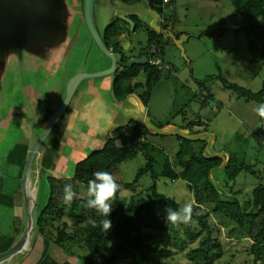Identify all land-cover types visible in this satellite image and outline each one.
<instances>
[{
  "label": "water",
  "instance_id": "95a60500",
  "mask_svg": "<svg viewBox=\"0 0 264 264\" xmlns=\"http://www.w3.org/2000/svg\"><path fill=\"white\" fill-rule=\"evenodd\" d=\"M134 16L160 33H170L186 56L184 42L190 36L179 38L172 30L164 29L162 13L149 0L134 4L125 0H0V191L10 154L26 139L25 125L18 117L20 104L25 105L30 118L22 185L26 225L18 241L0 252V264H23L39 243L45 250L41 264H91L68 253L40 226L44 161L52 135L66 114L69 119L63 127L58 155L47 169L50 191V178L74 179L79 165L115 140L116 131L137 122L146 125L153 135L206 142L204 157L223 160L211 170L210 180L221 194L228 193L216 174L228 176L233 156L230 151L216 149V133H197L177 124L160 127L137 92L119 99L116 83L120 66L131 68L143 61L132 58L124 62L121 53L110 49L107 30L122 20L135 31ZM32 93L47 98L62 93L45 124L32 106ZM51 198L50 193L48 202Z\"/></svg>",
  "mask_w": 264,
  "mask_h": 264
},
{
  "label": "rangeland",
  "instance_id": "374dc122",
  "mask_svg": "<svg viewBox=\"0 0 264 264\" xmlns=\"http://www.w3.org/2000/svg\"><path fill=\"white\" fill-rule=\"evenodd\" d=\"M169 4L164 3L167 9L169 6L168 18H171L178 31L184 32L183 34L190 38L184 42L186 56L172 37L167 35L165 41L160 43L163 49L162 57L167 66L162 70L163 78L153 85L154 91L147 103L150 115L162 127L168 124L182 126L184 121H201L194 128L195 132L216 133L218 137L216 149L230 151L234 157L228 168L229 176L234 178L231 181L232 189L240 191L248 199L258 186L264 185V119L255 112L261 103L238 99L237 93L228 87L225 81L238 83L258 92L264 84V64L261 61H253L248 32L241 20L236 17L229 18L235 13L231 0H171ZM144 23L147 28L148 25L152 27L149 23ZM117 27L121 28L119 35L121 40H127L131 34L133 35L129 39L130 53H137L149 47L150 31L145 29L144 25L138 32H134L128 30L124 21L120 20ZM32 95V106L40 113L41 119L47 121L52 116L59 97L51 100L41 94ZM18 117L25 126L28 125L23 104H20ZM57 143L56 134L51 138L46 162L53 154ZM181 147L182 141L178 136L149 133L145 141V150L135 158L120 164L118 180L136 183L140 170L147 164V153H150L156 157L155 170L160 176L155 179L151 172L141 176L136 184L137 192L142 194L140 197L148 202L152 201L154 199L152 187L157 183L160 193L175 198L183 205L187 202L198 203L197 192L191 188L187 179H173L162 175L168 159L177 164ZM28 150L29 137H26L11 152L3 171V186L0 191V252L14 245L26 225L22 185ZM216 176L225 186L222 181L226 176L218 173ZM74 185L76 188L81 187L79 182H75ZM213 186L217 189L214 184ZM50 193L48 183H42L41 209L46 206ZM229 193L231 192L225 194L231 195ZM134 194V190H128L122 193L120 198L115 196L114 200H127ZM62 195L60 193L57 200L64 203ZM216 195L211 187L203 197L202 203L209 209L211 222L215 225L216 234L221 238L225 248L221 259L214 264H255L254 255L249 251L253 239L241 229L234 231L236 226L234 222L214 213L212 202L216 201ZM164 209L163 204L158 205L159 212ZM164 239L167 237L160 234L157 239L160 248L164 246ZM67 245L82 256L89 252L82 241L70 240ZM196 245L197 240H188L180 246L173 245L176 251L173 261L176 264H187L186 255ZM114 247L115 240H109L105 250L112 252ZM44 253V246L39 243L23 264H41ZM164 255L165 253L156 252L152 262L145 261L141 255L124 256L120 264H153ZM43 264L56 263L47 261Z\"/></svg>",
  "mask_w": 264,
  "mask_h": 264
},
{
  "label": "trees",
  "instance_id": "16d2710c",
  "mask_svg": "<svg viewBox=\"0 0 264 264\" xmlns=\"http://www.w3.org/2000/svg\"><path fill=\"white\" fill-rule=\"evenodd\" d=\"M125 1L134 4L142 0ZM149 1L154 9L161 13L166 11L165 0ZM231 2L234 5L235 13L229 18L236 17L241 20L244 29L248 32L250 47L254 56L253 61H261L264 64V0H231ZM134 20L137 21L138 29L141 28L142 24L145 29L150 31L149 42L151 44L158 36H162L153 27L148 25L147 28V25L136 16H134ZM124 24L128 28L126 22ZM120 33L121 28L117 27V23L107 30V43L113 51H121L122 49L123 40L119 37ZM158 40L159 44L157 45L160 46L162 39ZM161 72L160 70L152 78L155 83L160 81L163 73ZM135 74V71L131 69H126L123 72L118 71L116 92L120 100H124L135 90L133 85ZM225 83L237 93L238 99L264 103V84L263 88L257 92L238 83H229V81H225ZM153 91L152 86L149 96L143 99L146 103L150 100ZM200 123L201 121H192L190 126L196 127ZM158 126L161 127L162 125ZM117 133H121V136L111 140L104 150L95 153L88 161L79 165L77 176L74 179L50 182L52 198L40 210V226L46 236L65 249H67L70 240L82 241L88 248L89 252L86 258L91 264H120L124 256L136 257L138 255H141L145 261L152 262L156 252L165 253V255L153 264H176L173 261L176 251L172 246L175 244L180 246V244L187 243L188 240H197L198 245L186 255L187 264H214L221 259L225 253V248L221 238L216 234L215 225L211 222L209 209L202 204L203 197L212 187L217 193L216 201L212 202L214 213L234 222L236 224L234 231L241 229L253 239L249 251L254 255L255 264H264V185L258 186L253 195L246 199L240 191L237 192L232 189L231 181L234 178L228 174L224 178L227 191L241 197L242 200L235 196L221 194L211 183L210 172L215 166L221 165L223 160L221 158L209 160L204 157L206 142L190 141L178 136L182 141V147L178 153L177 164L168 159L164 164L162 175L173 179H187L191 188L197 192L198 203L192 204L191 223L180 224L179 226L167 224L164 218V210L159 212L158 205L163 204L165 208L178 210L183 204L173 197L160 193L157 183L152 187L154 199L149 202L140 197L142 194L137 192L138 188H136V184L145 173L151 172L153 178H159L160 175L155 170L157 160L154 155L147 153V164L140 170L136 183L123 182L117 178L120 172V164L135 158L141 151L145 150V141L150 133L148 128L144 124L132 122ZM98 170L110 172L114 176L116 182L121 186L116 194L117 197L120 198L125 191H135L130 199L111 201L112 211L108 219L112 222V228L106 233L100 224L104 217L95 209L84 206L89 199L87 195L88 181L94 178L93 173ZM75 182L81 183V187L76 188ZM66 184H71L77 193L71 205L57 200L60 193L64 194L63 190ZM160 234L167 237L163 241L164 246L162 248L157 243ZM109 240H115V247L112 252L105 250Z\"/></svg>",
  "mask_w": 264,
  "mask_h": 264
},
{
  "label": "flooded vegetation",
  "instance_id": "af4514ba",
  "mask_svg": "<svg viewBox=\"0 0 264 264\" xmlns=\"http://www.w3.org/2000/svg\"><path fill=\"white\" fill-rule=\"evenodd\" d=\"M166 7V11L163 13L162 12V16H163V26H164V29H167V30H172L179 38L183 35L184 32H181V31H178L176 29V26L175 24L171 21V18H168L169 17V12H168V9H169V6H168V9H167V6ZM134 19V17H132ZM138 18V17H137ZM120 21V20H118ZM117 21V22H118ZM136 21V20H135ZM116 22V23H117ZM123 22V21H122ZM115 23V24H116ZM137 23V21H136ZM126 25H128V30L132 31L131 30V27L128 23H126ZM143 25L141 24V27ZM139 29L136 28V30L134 32H138ZM128 32V31H127ZM160 33V32H159ZM160 34H162V36H158L157 39L151 44L150 42V45L149 47H147L146 49H143L141 50L140 52H137V53H134V52H129L131 51V48L129 49H126V46L129 42V39L133 36L132 34L129 36V39H125L122 43H123V46H122V49L121 51H114V52H119L122 54L123 56V60L124 62H127L129 59H132V58H139L141 59V61H143L142 63H136L134 64L133 67L129 68V67H125V65H121L119 70L121 72L125 71L126 69H131V70H134L135 71V76L133 77V85L135 87V90L133 92H137L141 97L142 99H144V97H147L149 96V91L151 89V87L153 86V84L155 83V80L153 81V77L156 76V74L159 73V71L163 70L165 66H167V64L165 63V60L163 59L162 57V49L159 45V40L158 39H162L161 41H165L166 37L165 36H169V37H172L170 33H164V32H161ZM124 35V33L122 34ZM158 47V48H157ZM112 50V49H111ZM113 51V50H112ZM156 56H160L162 58V63H155L154 62V59ZM169 66V65H168ZM163 72V71H162ZM161 72V73H162ZM70 74V72H69ZM68 74V75H69ZM163 78V73H162V77L161 79ZM160 79V80H161ZM160 82V81H159ZM199 82V80H198ZM152 83V84H151ZM42 96L46 97L45 95L41 94ZM61 95L62 93H59L56 97H59L57 103H56V106H55V109L58 105V102L61 98ZM55 98H48V99H56ZM47 98V97H46ZM145 101V100H144ZM147 104V103H146ZM20 108V106H19ZM23 108L25 109V105L23 104ZM54 109V110H55ZM26 113H27V118H28V125L25 126V130H26V137H29L30 135V131H29V124H30V118H29V115H28V112L27 110L25 109ZM54 112V111H53ZM51 118V117H50ZM49 118V119H50ZM48 119V120H49ZM68 119H69V114H66L61 122L59 123V125L57 126L56 130L54 131L52 137L54 135L57 134L58 136V143H57V146H55V149H53V156L50 155L47 162H46V158H47V155L45 157V161H44V167H43V177H42V183H47L46 181V174H47V169L51 163V161L58 155V149H59V144H60V140H61V137H62V133L64 132V128L66 127L67 123H68ZM20 120V119H19ZM42 120V119H41ZM47 120V121H48ZM47 121H43L42 120V123L45 124ZM24 122V121H23ZM155 122V121H154ZM185 123L182 125L183 127L187 128H191L194 130L195 127L193 126H190V124L192 123V121H184ZM20 123L22 124V121L20 120ZM25 125V124H24ZM181 126V125H180ZM23 127V125H22ZM64 127V128H63ZM162 127V126H161ZM120 130V129H119ZM118 130V131H119ZM118 131L115 132V135L116 136H121V133H117ZM29 134V135H28ZM51 141V140H50ZM49 146H50V143H49ZM48 146V148H49ZM46 163V164H45ZM54 180H58V179H55V178H50V182L51 181H54ZM224 184V179L222 181ZM68 253L72 254V255H78L82 258H85L86 260H88L86 258V255L85 256H82L81 254H78L77 252H75L74 250H72L71 248H69L67 246V249H65ZM89 261V260H88Z\"/></svg>",
  "mask_w": 264,
  "mask_h": 264
},
{
  "label": "clouds",
  "instance_id": "9594fccd",
  "mask_svg": "<svg viewBox=\"0 0 264 264\" xmlns=\"http://www.w3.org/2000/svg\"><path fill=\"white\" fill-rule=\"evenodd\" d=\"M256 114L264 118V103L259 104L255 109ZM93 179L88 181L87 195L89 199L84 205L87 208L95 209L104 218L100 221L103 231L106 233L112 228V222L108 219L112 211V202L120 190V185L116 182L114 176L107 171L98 170L93 173ZM63 202L71 205L77 193L73 190L71 184H66L63 190ZM193 205L191 202L185 203L178 210L166 207L164 209V218L167 224L179 226L180 224H189L192 222ZM94 223V222H93Z\"/></svg>",
  "mask_w": 264,
  "mask_h": 264
},
{
  "label": "built area",
  "instance_id": "2783aa9c",
  "mask_svg": "<svg viewBox=\"0 0 264 264\" xmlns=\"http://www.w3.org/2000/svg\"><path fill=\"white\" fill-rule=\"evenodd\" d=\"M170 2H171V0H165V3L169 4ZM165 6H167V5H165ZM154 62L155 63H162V58L160 56H156L154 59Z\"/></svg>",
  "mask_w": 264,
  "mask_h": 264
}]
</instances>
